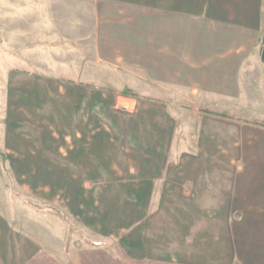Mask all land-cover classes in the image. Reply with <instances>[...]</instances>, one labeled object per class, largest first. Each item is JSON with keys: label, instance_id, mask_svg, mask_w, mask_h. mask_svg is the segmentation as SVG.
I'll return each instance as SVG.
<instances>
[{"label": "crops", "instance_id": "1", "mask_svg": "<svg viewBox=\"0 0 264 264\" xmlns=\"http://www.w3.org/2000/svg\"><path fill=\"white\" fill-rule=\"evenodd\" d=\"M263 35L264 0H0V264H264ZM80 54L139 67V98L116 110L55 73ZM48 80L67 89L53 132ZM32 182L55 184V222L13 221Z\"/></svg>", "mask_w": 264, "mask_h": 264}, {"label": "rangeland", "instance_id": "2", "mask_svg": "<svg viewBox=\"0 0 264 264\" xmlns=\"http://www.w3.org/2000/svg\"><path fill=\"white\" fill-rule=\"evenodd\" d=\"M66 55H63L61 57H65ZM6 54H3L2 59L5 61H7L6 59ZM76 55H72V58L76 60ZM80 59V66H79V70H73V72L71 70L69 71H61V72H55V73H61V76H68V78H70L67 81H74V83H80L82 84H88L91 83L94 89H92L91 93H95L96 94V98L97 100H100V102L102 103V101L107 100L108 96H111V98L113 99L112 101V105L114 107H116V110H120L121 109V99L119 97H121L122 95H124V91L127 90L129 91L131 94H134L135 96L132 97H138L139 98V67H137L136 70H122V68H118L115 64H107V63H103L100 62L98 60V58L95 59V61L93 60V56L92 55H86V54H80L78 56ZM3 61L1 62V64L3 66H7V63ZM74 65L76 66V61L73 62V67ZM124 66V65H123ZM34 71V70H33ZM72 73H75L74 76ZM67 78V77H65ZM64 78V79H65ZM47 86L43 87L41 90V93L44 94H49V95H56V100L49 102V107L47 110V116L46 118H42L43 121L46 122V124L44 123L43 126L45 129H48L50 131H56L57 128H60L61 126V122L60 119L57 117V113L56 110L60 109L63 105L64 102H62V96H58L60 94H66L67 89L64 88L63 92H60V82L59 81H52V80H48L47 81ZM83 88V87H82ZM81 88V89H82ZM157 89V88H156ZM153 90H155V88L153 87H148L147 91L148 93L151 95L150 97H153ZM155 92V91H154ZM68 93L70 94L71 92L68 91ZM156 93V92H155ZM154 93V97H158L157 94ZM163 94V93H160ZM119 98V99H118ZM117 100V101H116ZM174 110L176 111L177 114L180 115L181 118H179L177 121L178 127L182 128V127H193L191 130L188 129L189 134L193 133L196 135L197 131L196 128L199 126V123L201 122L202 119V114L200 112V115L197 114L198 111V104L197 103H176V104H172ZM239 108L241 112H243L246 109V105L245 103H241L239 104ZM226 107V106H225ZM118 108V109H117ZM204 109H206V107H203ZM114 108H112L113 110ZM229 109V113H230V108ZM211 111V110H210ZM186 113L187 115L183 114ZM203 113V112H202ZM210 113V112H208ZM226 115H231V114H226ZM186 116V117H185ZM200 117V119H199ZM184 119V120H183ZM258 122H262L264 121V118H257L255 119ZM246 121L250 122V119H247ZM42 126V129H43ZM188 133L186 135H184V137L187 138ZM34 141V139H33ZM54 152V151H52ZM231 153L232 152H225V155L228 156L227 158H231ZM3 157V155H2ZM5 157V156H4ZM242 157V156H241ZM34 170H32L31 175L33 176L34 179L38 180L39 176L37 173V169L35 170V168H33ZM12 173V172H11ZM21 184H16L17 188L16 191L20 192L21 190H24L23 186L24 183L20 182ZM48 199L49 200H45L40 198L39 196L41 195L40 193V184L38 182H32L29 183L28 188L31 191L32 195L30 197V201L32 204L33 209H29L27 210L25 207H20L19 208V212L16 215H12L13 216V221L19 224H23L24 222H28V217H31V220L35 221L37 220V222L40 221V219L44 222H50L51 220L53 222H55V216L54 215H58L57 214V210L59 212H62V210L60 209L59 205H58V200L56 199H51L49 197L50 196V192L54 193L55 190V184H48ZM8 186V185H7ZM8 189L9 186H8ZM22 192V191H21ZM54 195V194H52ZM5 205H6V199L2 200ZM6 208V206H4ZM4 209V208H3ZM5 210V209H4ZM6 211V210H5ZM59 217H61L62 221H68L69 226L72 227L71 225V220L68 218V216H63L61 214H59ZM25 218V219H24ZM89 235V234H88ZM77 236V239L79 242H81L83 244V242L85 244H89V245H108L111 244L109 241L104 242L105 238H102L100 235L98 236H93L92 234L89 235L91 238H93V240H90V238L83 232H79V231H75L73 233V237L75 238ZM111 246V245H109Z\"/></svg>", "mask_w": 264, "mask_h": 264}, {"label": "trees", "instance_id": "3", "mask_svg": "<svg viewBox=\"0 0 264 264\" xmlns=\"http://www.w3.org/2000/svg\"><path fill=\"white\" fill-rule=\"evenodd\" d=\"M260 57H261V60L263 62V65H264V35L262 36L261 41H260ZM124 95L125 96H135L134 94H131L127 90L124 91ZM224 117H226V116H224Z\"/></svg>", "mask_w": 264, "mask_h": 264}]
</instances>
